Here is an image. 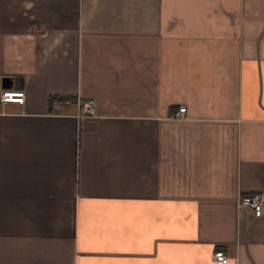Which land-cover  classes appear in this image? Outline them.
I'll return each instance as SVG.
<instances>
[{
	"label": "crops",
	"instance_id": "0c3cea01",
	"mask_svg": "<svg viewBox=\"0 0 264 264\" xmlns=\"http://www.w3.org/2000/svg\"><path fill=\"white\" fill-rule=\"evenodd\" d=\"M3 88L0 264H264V0H0Z\"/></svg>",
	"mask_w": 264,
	"mask_h": 264
},
{
	"label": "built area",
	"instance_id": "2783aa9c",
	"mask_svg": "<svg viewBox=\"0 0 264 264\" xmlns=\"http://www.w3.org/2000/svg\"><path fill=\"white\" fill-rule=\"evenodd\" d=\"M24 100V90L23 89H12L3 88L0 92L1 102L15 101L22 103ZM80 109L83 114H93L94 113V101L92 98L83 99L80 103ZM185 111V106L180 105L177 108L175 114H183ZM238 206L247 207L250 209L256 217L263 214V201L262 195L258 192H252L247 195H243L238 200ZM212 258L215 261L225 263L228 260V256L220 249L215 250L212 253Z\"/></svg>",
	"mask_w": 264,
	"mask_h": 264
},
{
	"label": "trees",
	"instance_id": "16d2710c",
	"mask_svg": "<svg viewBox=\"0 0 264 264\" xmlns=\"http://www.w3.org/2000/svg\"><path fill=\"white\" fill-rule=\"evenodd\" d=\"M55 99H69V97H62V96L51 95L48 98L49 104H51L52 101L55 100Z\"/></svg>",
	"mask_w": 264,
	"mask_h": 264
},
{
	"label": "water",
	"instance_id": "95a60500",
	"mask_svg": "<svg viewBox=\"0 0 264 264\" xmlns=\"http://www.w3.org/2000/svg\"><path fill=\"white\" fill-rule=\"evenodd\" d=\"M5 85V84H4Z\"/></svg>",
	"mask_w": 264,
	"mask_h": 264
}]
</instances>
